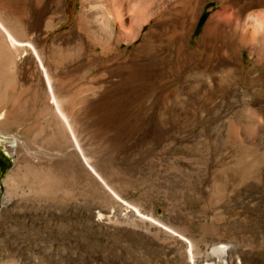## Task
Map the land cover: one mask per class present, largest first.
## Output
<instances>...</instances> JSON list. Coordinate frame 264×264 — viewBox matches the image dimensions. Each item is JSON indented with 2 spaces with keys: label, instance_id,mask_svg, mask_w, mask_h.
<instances>
[{
  "label": "rangeland",
  "instance_id": "1",
  "mask_svg": "<svg viewBox=\"0 0 264 264\" xmlns=\"http://www.w3.org/2000/svg\"><path fill=\"white\" fill-rule=\"evenodd\" d=\"M65 3L71 25L80 1ZM217 5L215 0L205 5L191 45L199 42ZM93 50L89 46L85 58ZM241 51L246 75L254 62L247 49ZM138 62L143 70L135 83L120 92L102 81L96 95L81 104L82 116L89 131L99 134L93 150L111 184L125 201L154 212L168 235L142 236L119 219L125 207L92 175L59 163L36 173L23 158L17 160L15 136L26 133L16 126L12 135L0 132V151L12 160L0 177V264H181L182 242L173 245V236L191 239L206 252L228 246L217 258L221 264H264V112L231 111L239 98L219 90L207 97L190 68L177 72L170 59L152 50L142 52ZM174 88L183 96L173 97ZM256 95L255 106L264 108V89ZM221 106L225 111L217 113ZM17 161L14 180L6 183ZM100 214L120 217L100 222Z\"/></svg>",
  "mask_w": 264,
  "mask_h": 264
},
{
  "label": "bare ground",
  "instance_id": "2",
  "mask_svg": "<svg viewBox=\"0 0 264 264\" xmlns=\"http://www.w3.org/2000/svg\"><path fill=\"white\" fill-rule=\"evenodd\" d=\"M79 1L80 9L70 25L66 0H0V132L12 135L18 126L26 133L15 136L17 160L23 158L36 173L51 171L59 163L78 169L79 175H92L98 187L125 207L121 206L125 213L122 217L118 214L119 219L128 220L142 236L165 237L168 232L160 228L162 221L154 212L125 201L111 184L108 172L97 164L99 154L93 144L99 134L89 131L81 106L98 92L102 81L115 84L120 92L135 83L143 70L139 55L152 50L170 59V66L177 72L190 68L196 85L207 97L215 98L219 90L239 98L241 104L233 103L228 107L231 111L264 112V108L255 106L257 90L264 89V0H215L218 5L197 45L190 42L205 5L212 0ZM89 46L94 50L85 58ZM243 49L254 62L246 75L240 69ZM79 67L85 69L80 75L76 71ZM94 70L98 76L92 75ZM98 82L101 84L93 85ZM78 84L87 85L78 90ZM177 90L174 88L171 95L183 96ZM223 111L222 106L216 110ZM32 118L34 122L28 126ZM19 167L17 161L6 183L14 180ZM116 216L100 214L96 220L113 221ZM115 223L118 226L120 221ZM180 237L173 236L171 242H182L181 264H221L217 258L228 253V246L206 252L195 241Z\"/></svg>",
  "mask_w": 264,
  "mask_h": 264
},
{
  "label": "flooded vegetation",
  "instance_id": "3",
  "mask_svg": "<svg viewBox=\"0 0 264 264\" xmlns=\"http://www.w3.org/2000/svg\"><path fill=\"white\" fill-rule=\"evenodd\" d=\"M15 140H16V138H15ZM14 146L17 147V142L16 141H15V145ZM16 147L14 149H16ZM11 161L12 160H11L10 154L5 152L4 150L0 151V177H1V174L3 173L4 169L6 168V166L9 165L11 163ZM0 182H1V178H0Z\"/></svg>",
  "mask_w": 264,
  "mask_h": 264
},
{
  "label": "trees",
  "instance_id": "4",
  "mask_svg": "<svg viewBox=\"0 0 264 264\" xmlns=\"http://www.w3.org/2000/svg\"><path fill=\"white\" fill-rule=\"evenodd\" d=\"M202 20V19H201Z\"/></svg>",
  "mask_w": 264,
  "mask_h": 264
}]
</instances>
